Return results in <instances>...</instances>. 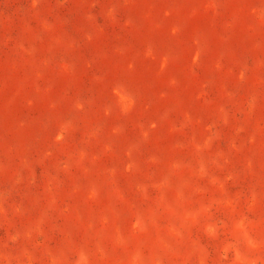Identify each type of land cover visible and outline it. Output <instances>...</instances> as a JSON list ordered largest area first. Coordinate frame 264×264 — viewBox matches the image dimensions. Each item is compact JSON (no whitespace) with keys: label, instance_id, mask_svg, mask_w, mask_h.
Wrapping results in <instances>:
<instances>
[{"label":"rangeland","instance_id":"374dc122","mask_svg":"<svg viewBox=\"0 0 264 264\" xmlns=\"http://www.w3.org/2000/svg\"><path fill=\"white\" fill-rule=\"evenodd\" d=\"M0 264H264V0H0Z\"/></svg>","mask_w":264,"mask_h":264}]
</instances>
